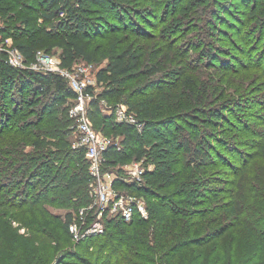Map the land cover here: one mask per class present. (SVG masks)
<instances>
[{
	"label": "trees",
	"instance_id": "1",
	"mask_svg": "<svg viewBox=\"0 0 264 264\" xmlns=\"http://www.w3.org/2000/svg\"><path fill=\"white\" fill-rule=\"evenodd\" d=\"M157 1L146 0L153 6ZM261 1H253L249 15L256 17L259 28L264 27V0ZM105 5L106 0H0V20L3 17L5 22L0 29L3 45L12 39L26 64L35 62L39 50L51 53L54 48L59 50L62 68L70 69L77 58L92 62L98 55L90 34L101 17L95 12ZM39 19L51 22L50 32L37 33ZM30 32L34 36H29ZM202 55L212 59L210 50H204ZM1 56L0 75L5 76L0 85L13 81V89L23 97L21 107L8 103L4 96L0 99V264H264L263 140L253 141L254 154L233 165L235 178L230 190H215L207 197L194 188L184 190L180 187L187 167L172 171L166 162H161L162 178H151L154 183L162 182L161 196L152 192L148 198L144 186L125 185L127 193L152 201L154 209L150 207L148 219L134 214L131 221L125 222L106 215L101 234L78 242L72 240L68 231L72 212L91 202L87 194L88 162L83 149L71 148L73 121L68 117L69 108L55 104L63 98L74 99L75 95L56 73H36L30 81L18 74L15 79L17 68L7 64L4 54ZM157 57L158 52L151 50L153 67L159 63ZM145 58L133 43L119 52L117 47L108 57L105 70L97 74L106 87L91 102L89 114L96 126L110 125L113 136L122 138L120 151L105 152V171L139 160L142 155V132L126 124H109L112 118H100L98 104L104 100L112 107L119 105L124 101L121 87L144 77V73L160 71L155 67L143 72L141 62ZM260 75L258 79L264 85V73ZM87 90L92 92L91 87ZM139 96L142 94H131L129 99ZM240 101L236 102L237 108L242 106ZM25 104L28 108H24ZM127 105L139 122L151 125L153 113L137 110L133 103ZM164 112L162 107L160 113ZM213 117L221 118L217 112ZM179 119L185 120L182 116ZM175 129L174 141L183 131L181 126ZM26 146L31 150L26 151ZM184 148L189 151L187 145ZM203 152L199 146L194 155L203 157ZM201 161L204 164V158ZM116 173L122 171L117 169ZM16 179L22 187H13ZM115 184L116 189H121ZM47 206L68 211L60 220ZM92 219L87 214V223ZM12 221L26 229L25 237L11 227ZM193 230L197 233L192 235Z\"/></svg>",
	"mask_w": 264,
	"mask_h": 264
},
{
	"label": "rangeland",
	"instance_id": "2",
	"mask_svg": "<svg viewBox=\"0 0 264 264\" xmlns=\"http://www.w3.org/2000/svg\"><path fill=\"white\" fill-rule=\"evenodd\" d=\"M253 1L260 0H158L155 6L146 0H106L104 7H97L95 13L101 17L92 27L94 31L90 36L98 57L92 62L77 58L70 68L88 67L87 76L91 80L94 96L106 87L98 80L97 74L105 70L108 57L117 47L118 52L128 48L131 43L141 48L146 56L141 62L143 72L149 68H160L158 72L144 73V77L121 87L124 101L119 105L129 110L127 103H133L135 109L147 110L154 115L151 125L141 122L143 152L140 159L106 170L112 174L114 184L120 185L121 189L115 190L127 193L125 185L135 186L129 181L121 182L122 178L127 177H119L126 174L133 161L138 162L144 171L140 187L146 188L148 198L152 192L160 196L164 193L160 187L162 182L154 183L151 179L162 178L159 168L161 162H166L172 171L187 167L184 168L186 174L180 187L184 190L194 188L205 197L215 190H230V182L235 178L232 176L233 165L247 160V155L254 154L253 141H264V85L258 79L264 73V27L261 25L259 28L255 24L256 17H249ZM38 24L39 34L52 29L51 22L39 19ZM4 25L2 17L0 29ZM58 32L56 30L55 34ZM28 35L34 36L33 32ZM5 42L13 46L12 39ZM151 50L158 52L159 63L155 67V61L149 60ZM204 50L211 51L212 59L203 57ZM38 52L44 57L59 60V50L56 48L51 53L45 50ZM3 54L6 58L0 35V57L3 58ZM31 66L25 64L24 68H17L13 73L15 79L20 74L30 81L36 73L46 72ZM22 70L26 71L23 73ZM4 76L0 75V82ZM12 82L0 85V99L4 96L8 103L12 101L21 107L23 96L13 89ZM5 85L6 88H2ZM140 93L142 96L129 99L131 94ZM26 95L28 98L32 96L31 92ZM239 100L242 106L237 108L236 102ZM73 101L63 98L55 106L70 108ZM98 106L100 118H112L108 119L109 124L116 122L112 106L100 101ZM162 107L164 113H160ZM24 108L28 106L25 104ZM90 110L89 107V123L98 135L121 144L122 138L113 136L110 125H95ZM213 112L219 113L221 118H214ZM179 116L185 120L181 121ZM176 126H181L183 131L177 134L174 141ZM70 141L73 149L72 145L77 141L73 131ZM173 141L174 145H170ZM183 145H187L189 151ZM199 146L204 149L203 157L194 155ZM25 150L30 151L31 147L26 146ZM117 169L122 173L117 174ZM18 182L19 179H16L13 187H22V183ZM88 190L87 186V194ZM136 197L144 203L147 211L145 219H148L150 207L154 209L152 201L147 197L145 201ZM219 198L224 199L225 195ZM155 199L159 200V197ZM47 209L60 220L68 211L50 206ZM87 221L84 225L79 221L78 225L84 229L93 219ZM11 227L19 235H27L26 229L17 222L12 221ZM196 233L193 230L191 234Z\"/></svg>",
	"mask_w": 264,
	"mask_h": 264
},
{
	"label": "built area",
	"instance_id": "3",
	"mask_svg": "<svg viewBox=\"0 0 264 264\" xmlns=\"http://www.w3.org/2000/svg\"><path fill=\"white\" fill-rule=\"evenodd\" d=\"M6 53V62L14 68H24L26 64L17 48L6 44L3 45ZM59 59V58H58ZM31 68L41 69L46 72L56 73L67 81L70 89L75 95L73 104L68 110V117L73 121L71 129L77 136V141L72 145L73 149H83L85 159L88 161V197L91 202L89 206L80 208L77 212H72V219L68 225V231L72 240L78 242L87 236H96L104 230V217H118L125 222L131 221L134 214H139L146 218L145 205L141 199L134 195L115 190L112 174L103 170L105 164V152L111 149L121 150V144L109 138L99 136L96 130L90 125L88 119V108L96 98L88 88H92L91 80L88 78V67H76L72 69L62 68L60 59L44 57L40 52L36 53L35 62L30 63ZM72 68V67H71ZM100 102H105L100 100ZM116 123L130 125L138 133L142 131V123L138 121L136 115L129 110H125L122 105L112 108ZM133 161L131 168L124 172L121 182L129 181L135 186H141L144 171ZM127 183V182H126ZM93 214V221L82 228L86 222L87 214ZM83 229V230H82Z\"/></svg>",
	"mask_w": 264,
	"mask_h": 264
}]
</instances>
